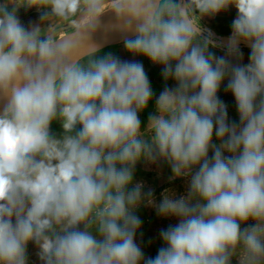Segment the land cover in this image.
Wrapping results in <instances>:
<instances>
[{
  "label": "clouds",
  "instance_id": "obj_1",
  "mask_svg": "<svg viewBox=\"0 0 264 264\" xmlns=\"http://www.w3.org/2000/svg\"><path fill=\"white\" fill-rule=\"evenodd\" d=\"M21 7L84 20L54 39ZM232 8L227 38L201 24ZM106 13L126 52L161 66L158 95L142 62L100 54ZM141 162L186 192L157 202ZM144 204L176 219L154 257ZM30 244L39 264H264V0H0V264H32Z\"/></svg>",
  "mask_w": 264,
  "mask_h": 264
},
{
  "label": "rangeland",
  "instance_id": "obj_2",
  "mask_svg": "<svg viewBox=\"0 0 264 264\" xmlns=\"http://www.w3.org/2000/svg\"><path fill=\"white\" fill-rule=\"evenodd\" d=\"M42 11V10H41ZM229 13V14H228ZM18 15L21 21L28 26L33 24L39 26L43 33H46L52 36L54 39L61 38L64 35L73 34L76 29L73 26V21L80 22L84 20V13L78 12L76 16L71 17L67 20L60 19L54 15H48L44 18L40 17V13L37 9L25 10L21 7L18 11ZM236 15V10L234 8L230 9L227 12H222L217 15V19L222 23V27L226 31H231V22L227 21V18L234 19ZM222 17V18H221ZM114 19V18H113ZM226 19V20H224ZM104 22V21H103ZM106 22V20H105ZM211 30V29H210ZM211 32L216 36H219L221 33ZM224 35V34H223ZM227 37V35H225ZM117 39V38H116ZM122 41L112 40L111 45H107L100 49V54L107 52H112L114 55L121 57L122 59L129 60L135 59L143 63L145 72L147 73L152 88L154 92L158 95L164 86V81L161 76V66L153 65L147 58L143 56H132L125 51ZM118 44V45H114ZM244 53V63L248 62V57L250 54L249 48L241 47ZM217 55H223L224 53L220 50H216ZM173 81H169V86L173 85ZM219 96L227 103L228 105V114L230 119L238 121V115L235 109L234 98L230 93H225L223 89L220 91ZM154 111V101L150 102L148 108L140 113V119L142 121V127L147 123V117L150 112ZM52 130L57 134L62 132V128L58 123L52 125ZM171 171L170 168L164 164L160 163L159 165L148 164L146 162L138 163L135 170L134 182L142 181L145 190L151 188L154 191L155 199L157 202L161 199V193L165 189L171 190V192L176 195L184 194L186 192V182L181 179L170 180ZM136 214L142 220V226L140 232L143 233L141 238L140 234L137 235V242L141 243V246L145 252L146 256H155L158 248L162 245V241L159 238V231L162 228H166L169 224H175V218H161L156 214L155 209L147 204L142 205L136 212ZM249 223H252L251 221ZM35 248L33 245H29V254L32 264H39L37 257L35 256Z\"/></svg>",
  "mask_w": 264,
  "mask_h": 264
},
{
  "label": "crops",
  "instance_id": "obj_3",
  "mask_svg": "<svg viewBox=\"0 0 264 264\" xmlns=\"http://www.w3.org/2000/svg\"><path fill=\"white\" fill-rule=\"evenodd\" d=\"M229 14V13H228ZM218 17L215 16V17H206L204 18L202 21H201V24L206 27L207 29H211L213 30L214 32H217V33H221L219 36H225L227 35V37L230 35L231 31H226L223 27H222V23L223 22H220L218 21L217 19ZM222 18V17H221ZM226 20V19H224ZM233 19L231 18H227V21L229 22H232ZM224 24V23H223ZM224 34V35H223ZM122 44V43H119V45ZM114 45H118V44H114Z\"/></svg>",
  "mask_w": 264,
  "mask_h": 264
},
{
  "label": "bare ground",
  "instance_id": "obj_4",
  "mask_svg": "<svg viewBox=\"0 0 264 264\" xmlns=\"http://www.w3.org/2000/svg\"><path fill=\"white\" fill-rule=\"evenodd\" d=\"M102 20L104 21V24H105V28H104V31H101L99 33H97V35L93 38L95 41H99V40H102L105 38L109 28H110V25L111 23L113 22V16L111 13H106L103 17H102ZM106 20V22H105ZM117 38V39H116ZM112 40H116V41H122V34L117 30L115 35H114V38ZM111 40V41H112Z\"/></svg>",
  "mask_w": 264,
  "mask_h": 264
},
{
  "label": "water",
  "instance_id": "obj_5",
  "mask_svg": "<svg viewBox=\"0 0 264 264\" xmlns=\"http://www.w3.org/2000/svg\"><path fill=\"white\" fill-rule=\"evenodd\" d=\"M116 31L117 30L111 24L110 28H109L106 36H105V38L102 39V40L97 41L99 46H100V49L105 47V46H107V45H111V40L114 38V35H115ZM216 38L217 39H224V38H227V37L226 36H216ZM241 47L248 48V47H246L243 44H241ZM82 55H83V53H82Z\"/></svg>",
  "mask_w": 264,
  "mask_h": 264
}]
</instances>
